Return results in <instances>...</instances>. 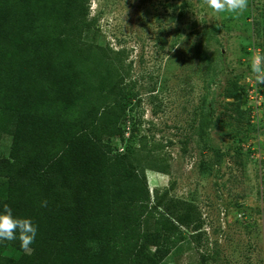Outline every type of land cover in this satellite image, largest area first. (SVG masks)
<instances>
[{
    "label": "trees",
    "instance_id": "trees-1",
    "mask_svg": "<svg viewBox=\"0 0 264 264\" xmlns=\"http://www.w3.org/2000/svg\"><path fill=\"white\" fill-rule=\"evenodd\" d=\"M87 16L86 0H0V209L38 229L27 251L0 243V264H159L181 226L200 230L191 203L150 192L145 171L169 165L144 136L112 153L140 123L131 64L84 39Z\"/></svg>",
    "mask_w": 264,
    "mask_h": 264
},
{
    "label": "rangeland",
    "instance_id": "rangeland-1",
    "mask_svg": "<svg viewBox=\"0 0 264 264\" xmlns=\"http://www.w3.org/2000/svg\"><path fill=\"white\" fill-rule=\"evenodd\" d=\"M86 6L84 39L123 51L131 64L127 119L140 123L131 142L109 140L112 153L144 136L169 165L167 174L145 171L150 192L167 191L200 216V230L181 226L159 264H264V86L250 68L253 54L264 55V0H248L238 15L201 0ZM10 144L0 137V156Z\"/></svg>",
    "mask_w": 264,
    "mask_h": 264
},
{
    "label": "clouds",
    "instance_id": "clouds-1",
    "mask_svg": "<svg viewBox=\"0 0 264 264\" xmlns=\"http://www.w3.org/2000/svg\"><path fill=\"white\" fill-rule=\"evenodd\" d=\"M201 7L211 9L216 14L238 15L247 9L248 0H201ZM250 68L257 85L264 86V55L253 54ZM37 230L30 218L15 216L7 203L0 209V243L18 239L20 247L27 251L35 241Z\"/></svg>",
    "mask_w": 264,
    "mask_h": 264
},
{
    "label": "built area",
    "instance_id": "built-area-1",
    "mask_svg": "<svg viewBox=\"0 0 264 264\" xmlns=\"http://www.w3.org/2000/svg\"><path fill=\"white\" fill-rule=\"evenodd\" d=\"M126 136L128 135V132L125 134ZM119 151H122L121 149H119Z\"/></svg>",
    "mask_w": 264,
    "mask_h": 264
}]
</instances>
